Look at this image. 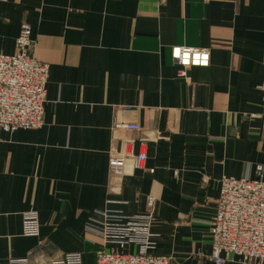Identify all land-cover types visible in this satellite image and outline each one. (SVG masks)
Here are the masks:
<instances>
[{"label":"crops","instance_id":"crops-1","mask_svg":"<svg viewBox=\"0 0 264 264\" xmlns=\"http://www.w3.org/2000/svg\"><path fill=\"white\" fill-rule=\"evenodd\" d=\"M23 24L49 75L43 127L0 133V264L74 252L96 264L102 242L84 226L108 208L151 212V254L169 264H215L219 179L252 180L256 166L264 179V0H9L0 53L17 52ZM174 46L206 49L208 67L179 78ZM141 150L143 169L110 173L111 152ZM27 211L37 237L22 234Z\"/></svg>","mask_w":264,"mask_h":264},{"label":"built area","instance_id":"built-area-1","mask_svg":"<svg viewBox=\"0 0 264 264\" xmlns=\"http://www.w3.org/2000/svg\"><path fill=\"white\" fill-rule=\"evenodd\" d=\"M8 1L0 0V3ZM33 44L31 28L23 24L15 40L17 52L13 55L0 53V133L39 130L43 127L49 66L33 58ZM170 58L178 67L179 78H186L190 68H206L209 65L206 49L174 46L170 49ZM261 89L264 91V82ZM256 117L262 118L261 115ZM118 127L139 130L136 124ZM146 158L145 150L133 155L111 152L109 171L115 176L121 175L127 159L132 160L136 169H143ZM148 172L153 173V170ZM255 172L256 177L252 180L222 176L218 181L216 211L209 228V259L215 264H224L229 255L235 256L240 264H264L262 166H256ZM148 205H152L151 199ZM153 220L149 211L137 215H126L121 210L109 208L94 211L84 229L102 242V248L96 254V264H169L170 256L151 254L160 240L151 232ZM22 234L26 237L38 236L39 222L35 211L22 214ZM8 264H29V261L27 258L12 259ZM48 264H82V255L66 253Z\"/></svg>","mask_w":264,"mask_h":264}]
</instances>
